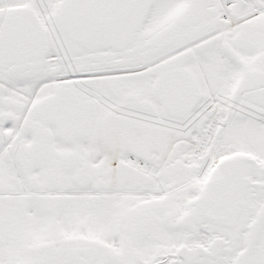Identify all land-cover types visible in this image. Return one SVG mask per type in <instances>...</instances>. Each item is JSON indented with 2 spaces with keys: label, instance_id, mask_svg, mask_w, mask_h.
<instances>
[{
  "label": "snow or ice",
  "instance_id": "obj_1",
  "mask_svg": "<svg viewBox=\"0 0 264 264\" xmlns=\"http://www.w3.org/2000/svg\"><path fill=\"white\" fill-rule=\"evenodd\" d=\"M0 264H264V0H0Z\"/></svg>",
  "mask_w": 264,
  "mask_h": 264
}]
</instances>
